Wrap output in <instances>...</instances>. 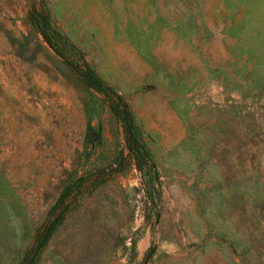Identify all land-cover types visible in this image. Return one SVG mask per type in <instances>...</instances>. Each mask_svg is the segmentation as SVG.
I'll return each mask as SVG.
<instances>
[{
	"label": "rangeland",
	"instance_id": "obj_1",
	"mask_svg": "<svg viewBox=\"0 0 264 264\" xmlns=\"http://www.w3.org/2000/svg\"><path fill=\"white\" fill-rule=\"evenodd\" d=\"M83 177L34 264H264V0H0V264Z\"/></svg>",
	"mask_w": 264,
	"mask_h": 264
},
{
	"label": "trees",
	"instance_id": "obj_2",
	"mask_svg": "<svg viewBox=\"0 0 264 264\" xmlns=\"http://www.w3.org/2000/svg\"><path fill=\"white\" fill-rule=\"evenodd\" d=\"M39 30L42 31L44 37L49 42V44L54 48V50L62 56L68 63L72 71L82 78L89 86L93 87L97 91L102 92L110 108L120 116L123 122L124 134L126 138V146L129 148L130 155L136 160L138 167H141L140 159L147 158L153 163L149 151L144 147V145L139 141L136 136L134 117L128 108L127 103L121 94L109 83H107L90 65V63L84 58L82 52L68 40L60 31L56 28L51 27V34L54 36L52 39L49 33L45 31L41 26ZM60 44H68L70 48L78 50L77 58H72L68 55ZM93 135H92V134ZM97 131L93 129H88L87 137L94 138ZM104 168L97 171L96 177L101 174H105ZM85 180V177L77 179L75 181H70L64 185L58 197L56 198L53 205L50 207L47 213V218L35 240L33 245L24 252V255L20 261V264H34L40 250L46 244L48 238L55 230L60 221L64 218L65 211L69 206L70 198L74 193L75 189L78 188L81 183Z\"/></svg>",
	"mask_w": 264,
	"mask_h": 264
},
{
	"label": "water",
	"instance_id": "obj_3",
	"mask_svg": "<svg viewBox=\"0 0 264 264\" xmlns=\"http://www.w3.org/2000/svg\"><path fill=\"white\" fill-rule=\"evenodd\" d=\"M35 23L37 24V20L35 19Z\"/></svg>",
	"mask_w": 264,
	"mask_h": 264
}]
</instances>
